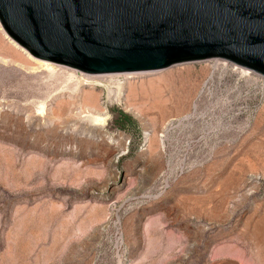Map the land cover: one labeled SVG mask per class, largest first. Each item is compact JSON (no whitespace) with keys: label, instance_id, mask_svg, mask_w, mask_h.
Returning <instances> with one entry per match:
<instances>
[{"label":"rangeland","instance_id":"1","mask_svg":"<svg viewBox=\"0 0 264 264\" xmlns=\"http://www.w3.org/2000/svg\"><path fill=\"white\" fill-rule=\"evenodd\" d=\"M1 31L0 264H264V76L26 68Z\"/></svg>","mask_w":264,"mask_h":264},{"label":"water","instance_id":"2","mask_svg":"<svg viewBox=\"0 0 264 264\" xmlns=\"http://www.w3.org/2000/svg\"><path fill=\"white\" fill-rule=\"evenodd\" d=\"M32 56L88 74L222 58L264 76V0H0Z\"/></svg>","mask_w":264,"mask_h":264},{"label":"bare ground","instance_id":"3","mask_svg":"<svg viewBox=\"0 0 264 264\" xmlns=\"http://www.w3.org/2000/svg\"><path fill=\"white\" fill-rule=\"evenodd\" d=\"M2 28L3 27H2V25L0 23V30H2L1 32L3 33L4 36H7V38H9V36L5 32V30H3ZM9 39L11 40V38H9ZM12 42L14 44L16 43L13 40H12ZM28 55L31 56V59L34 61V64H32V63H30L29 61H26V60L25 61H23V60L19 61V63L21 65L25 66L26 68L46 67L47 69L48 68H51L52 69V66L51 65H52L53 62H50V61H47V60H43V59H40V58H36V57L32 56L29 52H28ZM15 61H17V60H15ZM243 69H244L245 72H247V68H243ZM130 73H135V72H126L124 74H127L128 75ZM107 75H109V74H97L95 76H97V77H104V76H107ZM87 76H89V75H87ZM91 76H93V74ZM109 76H112V74L109 75ZM88 80L89 79H86L85 77L82 76V80L81 81L84 82V81H88ZM117 87H118V93H120V94L122 93L123 94L124 93L123 92V86L118 85ZM127 87L130 89V93H133V92H131V91H133L132 84L129 83V85ZM124 88H125V86H124ZM111 93H113V90L109 89V94H111ZM99 111L100 110H97L96 106H90L89 105L87 107V112H86V114L84 116L86 117V119H88L89 121L93 122L94 124H102V123H105V117L103 116V113L104 112L103 113H100ZM105 116L107 118V115H105Z\"/></svg>","mask_w":264,"mask_h":264},{"label":"trees","instance_id":"4","mask_svg":"<svg viewBox=\"0 0 264 264\" xmlns=\"http://www.w3.org/2000/svg\"><path fill=\"white\" fill-rule=\"evenodd\" d=\"M128 121L130 124H134L135 122L133 121V119L128 115L126 114L125 112H123L122 110H119L118 111V117H117V121L119 122H123V121Z\"/></svg>","mask_w":264,"mask_h":264}]
</instances>
